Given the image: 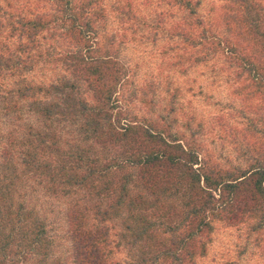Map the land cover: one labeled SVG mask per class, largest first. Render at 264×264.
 Listing matches in <instances>:
<instances>
[{
	"label": "trees",
	"instance_id": "1",
	"mask_svg": "<svg viewBox=\"0 0 264 264\" xmlns=\"http://www.w3.org/2000/svg\"><path fill=\"white\" fill-rule=\"evenodd\" d=\"M96 1L35 0L40 10L32 16L18 15L15 22L19 38L27 41H34L50 26L56 30L64 43L61 60L69 73L49 85H22L20 97L29 96L32 90L39 115L78 124L92 147L114 150L102 157L81 148L60 154L59 161L52 163L47 152H60L57 132L32 131V152L24 154L27 165L48 180H59L64 193L83 188L87 196L92 194L98 200L94 211L98 223L90 224L86 209L80 207L66 213L72 264H109L106 222L122 214L128 235L142 241V254L152 252L153 259L175 264L204 256L217 222L232 224L250 218L255 220L254 228L264 224V131L246 149L244 166L222 167L211 161L189 121L179 131L165 118L139 121L122 117L116 108L117 95L124 87L123 69L116 49L102 47L95 38L99 27L92 15ZM174 4L186 15L170 27V35L197 49L191 53L195 60L221 54L252 84L264 87L262 5L253 0H230L222 9L223 34L208 35L197 12L199 1L174 0ZM161 27L155 19L152 30ZM81 87L86 92L83 95ZM39 92L58 97L41 103ZM247 123L256 127L251 117ZM5 180L0 176V264H16L17 254L27 247H31L32 257H46L43 223L32 213V225H28L31 212L9 203L11 191Z\"/></svg>",
	"mask_w": 264,
	"mask_h": 264
},
{
	"label": "rangeland",
	"instance_id": "2",
	"mask_svg": "<svg viewBox=\"0 0 264 264\" xmlns=\"http://www.w3.org/2000/svg\"><path fill=\"white\" fill-rule=\"evenodd\" d=\"M192 1H199L197 12L208 35H222V9L230 0ZM253 1L264 9V0ZM96 2L92 12L99 25L95 38L101 40L102 47L116 49L123 69L124 87L117 95L116 108L120 115L139 121L165 118L179 131L186 129L189 121L211 161L222 167L244 166L246 149L264 131V87L252 84L221 54L195 60L191 53L197 49L170 35V27L186 15L174 0ZM35 5V0H0V176L6 178L4 184L10 188L9 203L31 212L28 225H32L33 213L43 223L48 241L46 257H32L31 247H25L24 253L20 250L17 254L16 264H72L66 213L80 207L86 209L90 224L98 223L94 214L98 200L92 194L87 196L83 188L64 193L59 180H48L27 165L24 154L32 152V133L36 131L57 132L60 152H47L51 155L47 160L52 163L59 161L60 154L81 148L102 157L112 155L114 150H103L95 144L92 147L78 124L39 115L34 110L32 90L29 96L20 97L18 89L22 85H49L69 76L61 60L64 43L51 26L40 31L34 41L18 36L17 16H32L33 11L40 10ZM155 19L162 26L157 32L152 30ZM38 97L41 103L55 98L42 92ZM248 117L254 119L256 127L248 126ZM244 135L248 138L243 139ZM39 157L45 159L43 154ZM124 216L106 222L109 264H175L153 259L152 252L142 254V241L128 235ZM253 223L250 218L232 224L217 222L206 254L185 264H264V224L254 228ZM24 242L22 238L23 247Z\"/></svg>",
	"mask_w": 264,
	"mask_h": 264
}]
</instances>
